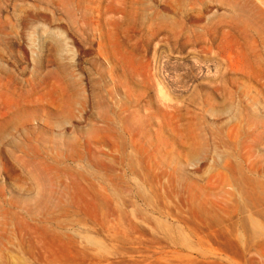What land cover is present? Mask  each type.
<instances>
[{
	"label": "rangeland",
	"instance_id": "1",
	"mask_svg": "<svg viewBox=\"0 0 264 264\" xmlns=\"http://www.w3.org/2000/svg\"><path fill=\"white\" fill-rule=\"evenodd\" d=\"M0 264H264V0H0Z\"/></svg>",
	"mask_w": 264,
	"mask_h": 264
}]
</instances>
